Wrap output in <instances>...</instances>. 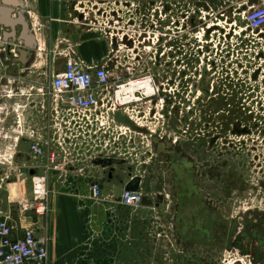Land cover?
Wrapping results in <instances>:
<instances>
[{"label": "rangeland", "instance_id": "obj_1", "mask_svg": "<svg viewBox=\"0 0 264 264\" xmlns=\"http://www.w3.org/2000/svg\"><path fill=\"white\" fill-rule=\"evenodd\" d=\"M57 1L63 6V11H71L75 16L81 14L79 18L85 16L90 18V22L83 23L87 27L89 24L95 27L94 32H97V36L106 35L120 40L124 35L126 26L122 14L128 13L125 10V0H54ZM166 1H170L172 6L177 4L173 16L177 18V27L181 31L174 30L172 35H169L166 31L154 29L152 25L159 27L154 13L157 0H129L130 11L132 13L139 11L140 18L143 16L144 19L142 22V19L134 18L132 33L140 30L142 26L139 24L142 22L146 23V30H154L156 34L150 35L154 33L152 32L145 37L146 45H143L145 48L138 46L135 52L124 53L121 50L114 53L112 58L117 60V69L116 65L111 69L115 77L112 80L118 75L122 76L121 70L126 74L127 68H130L129 78L133 80L149 76L153 80L154 89L158 88L159 93L161 90L164 91L163 96L168 97L167 104H163L162 99H156L155 102L154 98L144 96L143 103H147V109L141 111L140 115H137V112L129 113L140 119L139 123L143 125L135 133L119 129L117 124L114 126L109 122L108 132L105 130L97 132L93 123L83 122L86 137L78 138L80 148L74 150V155L78 160L89 159L98 152L109 156L114 154V158L119 154L125 155L127 162L119 161V165H114L118 169L114 174L120 176L127 174L123 164H129L135 168V172L133 170L132 173L143 177L142 193L154 197L157 192L166 190V186H163L161 181L162 170L157 153L151 152L155 140L147 142L145 134L148 131L149 133L155 131L161 135H177L183 149L189 151L197 161L200 169L198 175L200 187L209 194L217 206L226 210L223 215L226 217L243 215V209L246 208H257L261 210L259 212H264V57L259 60L255 58V53H252L261 46L264 47V40H259L247 30L234 35L233 30L239 26H232V21L216 22L215 19L218 18L215 13L220 5L218 0ZM109 12L118 17L113 18ZM192 12H199V18L195 24L188 25L189 20L184 14L189 15ZM240 25L245 29L241 22ZM193 28L217 30L211 33L209 42L205 43L201 39L202 34L197 35L196 31L192 34V41L189 39V30ZM218 28L226 30L224 38L218 34ZM176 36L179 39H175ZM195 36H198L197 39ZM244 36L255 40L246 39ZM137 37L136 35L135 41ZM147 41L150 46L148 50ZM158 44H161L160 53ZM205 45L210 49L216 46L217 52L212 49L213 51L208 52V57L203 59L205 50L202 51L201 48ZM190 56H193V59ZM200 61L210 62L212 65L210 68L212 70L207 73L208 80L213 81L210 99L197 89L202 88L204 83L198 78L202 70ZM127 63L132 68L127 67ZM253 76L257 78L252 79ZM131 105L137 103L133 102ZM161 106L164 109L160 108ZM232 112L239 113L242 121L252 127L254 135L247 141V146L254 145L252 149L240 146L233 134L224 133L227 130L224 120L230 119ZM247 112H251L252 115H248ZM103 124H106L105 120ZM131 125L134 129L133 123ZM211 139L214 142L219 141L215 145L207 146L204 141ZM223 140L235 146L223 148ZM241 144L244 145V142ZM70 151L73 153L72 149ZM118 195L119 193L115 196ZM105 202L112 203L110 200ZM123 208L119 215L129 227L124 231V247L129 248L134 257L130 264L249 263L238 254V251L216 253L205 245L198 244L186 248V244L182 242L175 243L171 232L170 204L161 207V213L154 217L143 219L144 223L134 217L131 209ZM179 236L182 239V236Z\"/></svg>", "mask_w": 264, "mask_h": 264}, {"label": "crops", "instance_id": "obj_2", "mask_svg": "<svg viewBox=\"0 0 264 264\" xmlns=\"http://www.w3.org/2000/svg\"><path fill=\"white\" fill-rule=\"evenodd\" d=\"M219 2L224 11L236 3L235 0ZM253 5L258 2L251 0L243 7ZM15 7L20 8L3 5L0 0V10H5L4 14L0 13V105L18 103L21 106L20 131L25 135L19 138L15 156L22 175L0 193L1 213L8 218L16 238L25 229L48 238V264H130L134 257L124 247L123 240L124 231L129 227L119 215L124 208L112 201L95 202L90 196L93 183L101 185L105 196H115L123 190L120 182H127V175H105L90 159L79 160L75 171L63 179H59L58 173L45 171L43 166L52 154H60L70 143L78 142L76 134L85 133L81 123L70 120L65 107H60L57 113L50 95L51 80L63 71L66 59L71 56L83 68L115 66L117 60L112 55L121 50L137 51L140 38L135 41L131 28L132 35L128 37L131 46L119 41L112 44L106 35L97 36L95 27L84 25L90 18L63 11L59 1L18 0ZM225 18L230 19L229 15ZM29 88L32 89L29 94L20 95ZM3 90L13 92L11 100L2 96ZM0 118L5 120L4 128L14 129L13 113L2 114ZM117 119L124 120L120 116ZM34 143L46 150L43 157L36 159L29 153ZM124 167L126 171L128 165ZM30 172L33 176H45L48 181L49 210L44 217L30 211L21 212L19 207L31 199ZM142 181L143 177L141 189ZM160 208L142 207L131 212L144 223L143 219L161 213Z\"/></svg>", "mask_w": 264, "mask_h": 264}, {"label": "built area", "instance_id": "obj_3", "mask_svg": "<svg viewBox=\"0 0 264 264\" xmlns=\"http://www.w3.org/2000/svg\"><path fill=\"white\" fill-rule=\"evenodd\" d=\"M218 1L223 2L224 0ZM235 1L236 3L234 6H231L227 11H224L225 7H222L220 11L217 10L215 13L217 18H223V22L229 20L237 23V20L240 21L243 26H245V29L241 28L242 26L238 25V23L232 22V26H239V28H237L238 31L237 29L233 30L237 35H239V32L247 30L256 38L264 37V0H256L258 2L256 6H245L247 11L241 13H239V11L244 8L243 5L251 0ZM208 8L210 7L208 6ZM198 13L192 12L191 15H196ZM226 15H229L230 19L225 18ZM218 22L220 23L221 20H218ZM129 32L132 31L128 30V33ZM142 32H145L147 35L152 32H154L152 34H156L154 30H139V34ZM149 47L150 46H148L147 50ZM113 75V70L109 68V65L108 67L100 68H83L79 62L69 56L66 59L63 71L56 74L50 83V95L57 113L59 108L63 106L71 121L81 124L85 121L88 124L93 123L97 132L104 130L108 132L110 126L107 122L116 126L114 119V117H116L115 111L127 108L133 102L142 104L144 102V96H147L145 95L147 90L141 88L140 90L136 89L137 91L134 93L135 98L130 99V95L122 91L124 87L129 88L132 84L137 86L138 84L136 83L147 82V85L151 87V94L148 95L147 98L154 97V84L149 76L140 80H133L130 77L126 79V82L118 83L114 94L111 95V80L115 78ZM119 80H122L120 75L116 77L115 81L118 82ZM31 91L32 89L29 88L27 92H20V95L25 96ZM2 92V96L5 99H12L13 92L11 90H3ZM17 104L18 103H8L7 105H0V116L10 112L16 117L14 129L12 130L4 128L3 124L5 120L0 118V193L4 190L6 185L14 182V179L22 175L21 170L18 169L15 164L19 138L25 135L24 132L20 131L22 129L19 115L21 106ZM141 111L143 112V110ZM132 112L135 113L137 111L133 110ZM129 113L124 111L119 112L118 115H125L134 123L143 127L139 123L140 119L136 118L132 113V115ZM137 115H139V112H137ZM104 120L106 124H103ZM117 127L124 131H128L127 128L121 125L117 124ZM28 136L32 138L30 134ZM76 136L77 138L80 136L85 138L86 134L79 133L76 134ZM76 148H80V143L75 141V143H70L67 148H64L60 154H52L49 157L48 164L43 166V169H45V171L58 173L59 179H63L68 174L73 173L79 161L77 156L74 155V150ZM71 149L73 153H71ZM45 151L46 150L37 143L29 147V153L36 159L43 157ZM102 154L103 153L98 152L89 159L94 161L96 158L104 160L115 157L113 156L114 154L112 156ZM115 159L127 162L123 154H119ZM125 165L129 166V164ZM134 176L141 177V175L131 173V178ZM30 182L31 199L25 201L23 204L20 203V210L21 212L30 211L37 217H44L49 210L47 178L45 176H31ZM90 196L92 200L98 203L110 200L122 207L136 211L143 207L142 197L145 195L142 193L140 187L139 192L132 193L122 190L118 196H105L101 185L99 183H94L90 186ZM48 243L49 240L47 237L37 236L31 229H25L22 236L16 238L8 218L3 215L0 210V264H48Z\"/></svg>", "mask_w": 264, "mask_h": 264}, {"label": "flooded vegetation", "instance_id": "obj_4", "mask_svg": "<svg viewBox=\"0 0 264 264\" xmlns=\"http://www.w3.org/2000/svg\"><path fill=\"white\" fill-rule=\"evenodd\" d=\"M124 5H126L125 10L128 11V13L124 12V14H122L124 16L126 26L124 35L120 40L111 38V43L113 44L114 41H119L125 46H131L132 42L128 40V37L131 36L132 33L130 35L128 30L132 28L131 26H134V18L142 19V22L144 19L143 16L140 18L141 13L139 11L134 13L130 11L131 3L129 0H125ZM156 5L157 8L155 9L154 13L155 18L158 19L157 22L159 23V27L157 28L155 25H152L154 29H157L158 31H166L169 35H172L174 30L181 31L178 30L177 27V18L175 19L173 16V13H175V6L177 4L172 6L170 1L157 0ZM217 10H222V7H218L216 11ZM211 11L214 13V10L211 9ZM108 14H110V16L112 15L113 18L118 17V15L112 14V12H109ZM77 15L81 16V14ZM184 15L186 19L189 20H187L188 25L195 24V21H197V18H199L198 14H189V16L187 13ZM142 22L139 24L142 26L140 30H146V23L143 24ZM185 29L187 33L188 29L186 28V24ZM215 30L217 29L193 28L189 30L188 36L192 41V34L196 31L197 35H200V33L202 34L201 39L207 43L209 42L211 33L216 32ZM225 32V29L218 28V34L221 35V38L225 37ZM134 35H138L137 32H135ZM150 35L154 36L155 34ZM234 35L237 34L234 33ZM146 36L147 34L145 32H142L138 35L141 41L140 44H142L141 47L143 48H145L143 45H146ZM197 37L198 36H195L196 39ZM244 37L249 40H255L254 38H249L246 36ZM175 39L179 38L176 36ZM259 40H264V37H260ZM148 45L149 43L147 41V46ZM158 46V53H160V50H162L160 48L161 44H158ZM201 49L202 51L205 50V54L202 56L203 59L208 57V52L213 51L212 49L217 52L216 46L210 49L208 48V45H205ZM252 53H255L256 59L261 60L264 57V47L261 46ZM190 57L193 59V56ZM200 63L202 64V70L198 78L199 80H202L201 83H204L202 84V88L199 87L197 89L201 92V94L210 99L213 90V81L208 80L207 73L212 70L210 69L212 65L210 62L206 63L200 61ZM126 65L127 67L132 68L129 63ZM109 68H114V65L109 64ZM129 69L127 68L126 74L122 70L120 71L122 74V76H120L122 80H119L118 82L111 80V95L114 94L116 85L118 83H124L127 81L126 79L130 76ZM123 75L128 76H125V78ZM254 78H257V76L252 77V79ZM239 89L241 90L240 87ZM158 90V88H155V95L151 98H154L155 102L157 101L156 99H162L163 104H167L168 97L163 96L165 95L163 94L164 91L161 90V93H159ZM164 99H166V103H164ZM146 105L147 103L130 105L127 108L119 109L115 112L116 115H118L119 112L127 111V113H129L133 110L140 113L141 110L144 111L147 109ZM160 108L163 107L161 106ZM172 110L174 111L173 108ZM155 111L157 112V107ZM247 113L248 115H252L251 112ZM224 121L226 122L225 126H227V130H225L224 133L229 135L233 134V137L237 138V142L240 143V146L249 147L250 149L254 147V145L247 146V141L251 136L254 135L252 127L242 121V117L239 113L232 112L231 118ZM173 136H175V138H173ZM173 136L169 134L161 135L155 131L151 133L148 131L145 134V139L147 142H150L149 140H155L154 145H152L151 152L154 154L157 153V158L161 165L160 169L162 170L161 181L163 186H166V190L157 192L154 197L149 198L153 200V206L157 208L170 204V213L172 214L171 232L173 238L175 239V243L178 244L182 242V244H186V248L189 246H197L198 244L205 245L208 246L209 250L212 249L216 253H221L227 250L238 251V254L244 260L249 262L248 264H264V212H259L261 210H258L257 208H246L243 209V215H233L232 217H226V215H223L222 213H224L226 210L221 206H217L209 194L200 187L198 181L200 169L198 167L197 161L194 159V156H191L189 151L183 149L181 145L182 142L179 139L180 137L178 138L177 135ZM218 141L214 142L213 139H211L210 141L208 140L207 142H204L207 144V146H211V144H217ZM241 142H244V145H242ZM222 146L225 148L227 146H235V144L231 145L229 141L223 140ZM115 164L109 167L110 169H113L112 173H114L115 170H118L116 167H114ZM134 169L135 168L128 166L127 173L133 172ZM109 170L107 171V174L111 172ZM235 206L236 205H234V207ZM179 235L182 236V239Z\"/></svg>", "mask_w": 264, "mask_h": 264}, {"label": "water", "instance_id": "obj_5", "mask_svg": "<svg viewBox=\"0 0 264 264\" xmlns=\"http://www.w3.org/2000/svg\"><path fill=\"white\" fill-rule=\"evenodd\" d=\"M16 1H18V0H13V1H8V0H2V4L3 5H6V6H10V7H12V8H20V7H15V5H16ZM255 1V0H254ZM245 12V11H247V8L246 7H244V8H242L240 11H239V13H241V12ZM0 13H2V14H4L5 13V10H0ZM20 15V14H19ZM218 20H221V21H223V18H221V17H219L218 19H216V22L218 21ZM232 22H234V21H232ZM237 23H238V25H240V21H238L237 20ZM241 26V25H240ZM10 28H12V27H10ZM23 33L25 34L26 33V28L24 27V25H23ZM31 49V48H30ZM117 116H120L122 119H124V120H118L117 119ZM115 122H117L116 124H118V125H120L121 124V126H123V127H125V128H127L129 131H131V132H134L135 133V131H137V130H140L141 129V127L139 126V125H137L136 123H134L132 120H130L127 116H125V115H116V117H115ZM131 123H133V125H134V129H132V125H131ZM137 134H139V132H137ZM120 160H116L115 158H110V159H100V158H96L94 161H92V164L94 165V166H97V167H101L105 172H104V174L106 175V173H107V171L110 169L109 167L111 166V165H113V164H115V163H117V164H119L118 162H119ZM117 164H115V165H117ZM131 169V168H130ZM127 170H128V168H127ZM109 171H111L110 173H109V175H111L112 174V172H113V169H110ZM131 173L132 172H130V173H127V174H125V175H127L126 176V178H128V181L127 182H123V181H121L120 182V184H121V186L123 187V190L125 191V192H132V193H134V192H139L140 191V183H141V177H139V176H134V177H132L131 178ZM104 175V176H105ZM29 176H33V172H30L29 173ZM142 206L143 207H152L153 206V200L151 199V198H149V197H147V196H143L142 197Z\"/></svg>", "mask_w": 264, "mask_h": 264}, {"label": "bare ground", "instance_id": "obj_6", "mask_svg": "<svg viewBox=\"0 0 264 264\" xmlns=\"http://www.w3.org/2000/svg\"><path fill=\"white\" fill-rule=\"evenodd\" d=\"M136 84H138L137 86L136 85H130V87L129 88H123V92H126V93H128L129 95H130V99H134L135 98V95H134V93L137 91L136 89H138V90H140L141 88H143V90L144 89H146L147 90V92L145 93L146 95H150L151 93H150V86H148L147 85V82H140V83H136Z\"/></svg>", "mask_w": 264, "mask_h": 264}]
</instances>
